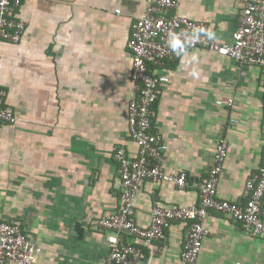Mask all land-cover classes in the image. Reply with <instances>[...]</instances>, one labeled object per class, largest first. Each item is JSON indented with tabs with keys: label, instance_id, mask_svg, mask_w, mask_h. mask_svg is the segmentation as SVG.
Here are the masks:
<instances>
[{
	"label": "crops",
	"instance_id": "obj_1",
	"mask_svg": "<svg viewBox=\"0 0 264 264\" xmlns=\"http://www.w3.org/2000/svg\"><path fill=\"white\" fill-rule=\"evenodd\" d=\"M175 1L169 14L207 24L221 43L232 41L239 0ZM144 7L145 0H25L15 11L26 22L24 35L0 42V86L18 118L0 123V222L19 223L40 248L32 264H101L107 256L106 233L91 221L119 205L115 149L137 155L127 123L135 90L127 41ZM150 69L168 77L151 106V128L168 146L162 167L185 172L186 183L143 179L135 222L148 227L155 206L197 203L220 137L228 147L217 196L244 202L245 181L264 155L259 67L195 48ZM203 224L210 233L198 264L264 259V233L250 234L214 210ZM185 237L186 223L174 221L151 243L124 240L141 249L143 264H183Z\"/></svg>",
	"mask_w": 264,
	"mask_h": 264
},
{
	"label": "built area",
	"instance_id": "obj_2",
	"mask_svg": "<svg viewBox=\"0 0 264 264\" xmlns=\"http://www.w3.org/2000/svg\"><path fill=\"white\" fill-rule=\"evenodd\" d=\"M23 1L0 0V42L18 43L24 35L26 22L15 14ZM239 1L238 23L229 43L209 38L212 36L208 25L203 22L169 14L177 5L175 0H145L142 15L132 23L127 46L132 55L130 78L135 90L127 105V123L129 134L137 145V155L130 157L123 146L114 151L120 176L119 205L110 214L91 221V226L106 233L108 253L101 264H143L141 249L125 241L124 236L132 235L148 244L159 239L174 221L186 223V237L180 253L183 264H198L203 239L210 233L203 224L210 210L228 214L241 222L250 234L264 233V155L258 168L245 181L244 202L217 196L228 147L225 137L216 142L213 163L199 186L197 203L178 207L155 206L148 227L138 225L133 218V200L143 179L172 182L178 187L186 183L185 172L168 173L163 169L168 146L151 128V106L158 97L159 86L167 82L168 77L154 73L150 66H161L166 60L179 57L167 46L169 34H179L183 38L184 33L194 28L202 29L208 35H202L187 50L203 48L239 63L257 66L264 82V0ZM6 94L0 86V123L8 125L18 118L5 104ZM39 250L28 240L19 223L0 222V264H32ZM234 264L242 263L236 261ZM250 264H264V259Z\"/></svg>",
	"mask_w": 264,
	"mask_h": 264
},
{
	"label": "clouds",
	"instance_id": "obj_3",
	"mask_svg": "<svg viewBox=\"0 0 264 264\" xmlns=\"http://www.w3.org/2000/svg\"><path fill=\"white\" fill-rule=\"evenodd\" d=\"M202 35L207 36L208 34L203 32L202 29L196 28L191 32L184 33L183 38H181L179 34L170 33L167 40V46L174 55L182 56L185 54L186 50L191 47L192 43L198 40Z\"/></svg>",
	"mask_w": 264,
	"mask_h": 264
}]
</instances>
